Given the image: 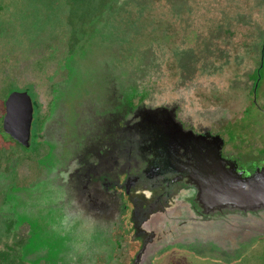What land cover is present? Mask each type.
Returning a JSON list of instances; mask_svg holds the SVG:
<instances>
[{
    "label": "rangeland",
    "instance_id": "374dc122",
    "mask_svg": "<svg viewBox=\"0 0 264 264\" xmlns=\"http://www.w3.org/2000/svg\"><path fill=\"white\" fill-rule=\"evenodd\" d=\"M263 38L264 0H0V126L10 90L34 85L32 131L43 145L47 133H63L54 125L65 120L63 106L93 103L110 79L126 94L128 78L134 105L179 102L185 116L223 132L227 152L264 158V82L256 105L231 87L248 83L244 74L257 66L248 46ZM64 84L69 91L57 86ZM45 123L49 130L41 129ZM41 144L19 147L0 129L5 181L45 180L42 168L51 163ZM3 195L5 212L16 213L23 202L13 187ZM125 203L133 252L143 246L132 264H264V208L204 214L195 186L183 180L168 192L136 184ZM6 225L0 219V240L9 249L14 236ZM13 255L12 249L5 262ZM125 260L124 254L117 264Z\"/></svg>",
    "mask_w": 264,
    "mask_h": 264
},
{
    "label": "flooded vegetation",
    "instance_id": "af4514ba",
    "mask_svg": "<svg viewBox=\"0 0 264 264\" xmlns=\"http://www.w3.org/2000/svg\"><path fill=\"white\" fill-rule=\"evenodd\" d=\"M252 45L248 46V55L250 59L257 60V66L246 74L243 72L248 77L247 84L234 82L231 87L247 93L252 105H256L264 82V38ZM234 58L238 60V55ZM240 62L244 63V58ZM226 63H232V60L228 59ZM223 66H214L217 67L215 71L223 70ZM126 81V94L122 90L119 92L110 79L101 87L106 94L96 95L91 99L93 103L86 105L88 107L71 101L72 108L67 110L63 106L60 109L66 112L64 122L53 121L63 133L56 138L47 133V141L43 143L49 147L51 163L42 168L45 180L37 179L28 186H21L9 179L5 181L10 174L0 171V203L4 191L11 186L16 199L19 197L23 202L16 213L5 212L4 206L0 205V219L7 224L8 234L14 236L9 249H6L5 239L0 240V264H117L124 254L125 263L132 264L136 258L134 254H140L143 246L133 252L132 242L136 239L125 218L128 208L126 195L139 183L162 185L168 192L176 182H187L185 177H181L183 173L153 178L146 174L148 164L164 145L159 139L175 130L177 125L183 130L179 135L185 137L180 144L185 154L196 151L194 148L206 141L208 148L213 147L215 137L220 136L224 140L222 157L227 160V166L235 165L243 176L264 167V158L251 154V151L241 156L227 152L228 142L223 132L205 125L197 117L185 116L179 102H164L153 107L144 103L134 105L133 86L128 78ZM57 86L62 91L70 90V87L66 88L67 84ZM35 89L34 85L13 88L6 97L15 91H26L30 95L34 106L32 124L37 108ZM55 93L56 90L53 91L51 104L56 99ZM6 99L0 126L4 135L26 149L40 145L41 141L34 137L36 131L32 128L29 146L5 132ZM150 110L157 115L155 122L150 120ZM70 115L74 122L70 120ZM48 125L45 123L42 130H49ZM221 125L220 128L226 124L222 121ZM140 135L141 140L137 139ZM175 141L169 145H175ZM247 160L254 161L246 163ZM16 167H11L14 173ZM177 177L180 179L174 180ZM12 249L13 260L5 262Z\"/></svg>",
    "mask_w": 264,
    "mask_h": 264
},
{
    "label": "water",
    "instance_id": "95a60500",
    "mask_svg": "<svg viewBox=\"0 0 264 264\" xmlns=\"http://www.w3.org/2000/svg\"><path fill=\"white\" fill-rule=\"evenodd\" d=\"M5 104V132L29 146L34 117L30 95L26 91H15L8 96ZM150 112V120L155 122L157 115L153 110ZM177 126L159 139L164 145L158 148L157 154L148 164L146 174L153 178L169 173H183L181 177L195 186L197 200L204 214L229 207L240 211L264 208V167L243 176V172L237 171L235 165L227 166V160L222 157L224 140L220 136L215 137L213 147L208 148L206 141L203 142L204 145L194 148L196 151L191 153L193 155L185 154L181 151L185 137L179 135L183 130L180 125ZM178 128L179 131H176ZM140 136L138 139L141 140L142 135ZM174 140L175 145H169ZM179 179L177 177L174 180Z\"/></svg>",
    "mask_w": 264,
    "mask_h": 264
},
{
    "label": "trees",
    "instance_id": "16d2710c",
    "mask_svg": "<svg viewBox=\"0 0 264 264\" xmlns=\"http://www.w3.org/2000/svg\"><path fill=\"white\" fill-rule=\"evenodd\" d=\"M131 80L129 79V82H130ZM42 129V128H41ZM4 152V151H3ZM135 260V259H134Z\"/></svg>",
    "mask_w": 264,
    "mask_h": 264
}]
</instances>
